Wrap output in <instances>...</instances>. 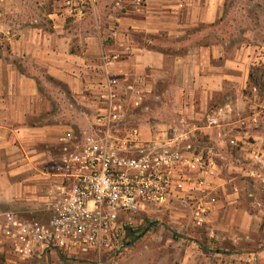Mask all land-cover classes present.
<instances>
[{
    "label": "rangeland",
    "instance_id": "374dc122",
    "mask_svg": "<svg viewBox=\"0 0 264 264\" xmlns=\"http://www.w3.org/2000/svg\"><path fill=\"white\" fill-rule=\"evenodd\" d=\"M127 1L131 0H59L57 6L70 7L65 24L78 40L79 36L107 28L103 25L105 18L117 12V4L121 7ZM201 1L215 5L212 22L188 29L178 43L162 34L153 37V44L148 45L184 50L192 43H213L227 58L235 53L236 86H226L212 97L209 106L189 125L193 131L187 138L175 137L177 126L183 129L181 122L162 118L150 124L154 130L157 124H166V136L176 143H190L213 158L217 177L203 199L211 201L210 207L203 222L195 218L196 205L149 208L151 214L138 221L132 241L120 253L102 256L95 264H264V0ZM54 2L0 0V53L4 58L26 68L18 59L7 56L5 31L12 25L10 18H16L15 28L31 21L40 23ZM137 38L144 42L140 35ZM77 40L72 47L79 45ZM222 58L220 64L216 60L221 66ZM30 72L36 78L41 103L24 121L30 132L24 136L0 133V264H6L7 245L1 229L4 214L13 212L38 219L49 216L71 185V180L58 175L55 169L59 161L58 139L62 132L89 131L94 123L95 111L88 97L71 94L65 84L42 70L30 68ZM219 108V124L209 126L207 116ZM11 110L0 99V111ZM251 115L256 117L252 123L246 121ZM134 123L128 116L126 125ZM43 126L53 128L42 132ZM247 129L253 133L243 135ZM241 133L242 138L237 140L234 136ZM245 145L254 154L244 153L248 150ZM235 150L240 153L236 155V169L230 161V153Z\"/></svg>",
    "mask_w": 264,
    "mask_h": 264
},
{
    "label": "crops",
    "instance_id": "0c3cea01",
    "mask_svg": "<svg viewBox=\"0 0 264 264\" xmlns=\"http://www.w3.org/2000/svg\"><path fill=\"white\" fill-rule=\"evenodd\" d=\"M55 2L40 23L31 21L17 24L15 28L16 18H10L12 25L5 31L9 48L6 53L26 68L21 69L19 64L0 53V99L12 107L10 112L0 111V133L24 136L30 132L31 128L24 121L41 104L38 103L36 78L30 68L35 72L42 70L62 82L71 94L88 97L95 111L94 94L104 79L101 58L106 57L108 74L118 78L121 87L134 85V92L125 94L129 108L127 118L135 121L131 126L137 128L143 140L159 139L167 134L166 124L159 122L162 124H157L159 127L155 130L150 124L162 118L167 122H181L183 129L178 125L175 137H189L193 131L189 125L209 106L212 97L226 86H236L235 53L227 58L213 43H192L184 50L179 47L164 50L148 45L153 44V37L162 34L177 43L182 41L188 29L214 20L215 5L208 6L201 0L127 1L121 7L117 4L119 9L114 7L117 12L105 18L103 25L107 28L84 37L78 35L77 40V34L70 33L65 24L70 7L57 6L59 0ZM138 35L144 42L138 40ZM76 40L79 45L72 47ZM221 56L224 67L219 65ZM254 118L251 115L246 121L252 123ZM13 122L19 124L9 126L8 123ZM52 128L39 129L45 132ZM242 133L253 132L247 129ZM242 133L234 137L242 138ZM244 147L248 149L244 153L254 154L250 147ZM230 154L236 169V155L240 153L235 150ZM214 177H217V167ZM5 255L6 264H65L54 252L27 259L8 251Z\"/></svg>",
    "mask_w": 264,
    "mask_h": 264
},
{
    "label": "built area",
    "instance_id": "2783aa9c",
    "mask_svg": "<svg viewBox=\"0 0 264 264\" xmlns=\"http://www.w3.org/2000/svg\"><path fill=\"white\" fill-rule=\"evenodd\" d=\"M101 62L104 79L94 94L92 129L67 131L58 139L55 169L71 185L45 219L4 214L2 236L12 254L27 259L54 252L67 264H95L132 241L149 208L196 205L195 218L204 220L213 158L166 135L143 140L136 127L126 125L125 94L134 92V85L121 87L106 70L108 59ZM221 114L214 110L207 124L218 125Z\"/></svg>",
    "mask_w": 264,
    "mask_h": 264
},
{
    "label": "trees",
    "instance_id": "16d2710c",
    "mask_svg": "<svg viewBox=\"0 0 264 264\" xmlns=\"http://www.w3.org/2000/svg\"><path fill=\"white\" fill-rule=\"evenodd\" d=\"M249 78H250V80L253 79V71H250Z\"/></svg>",
    "mask_w": 264,
    "mask_h": 264
}]
</instances>
